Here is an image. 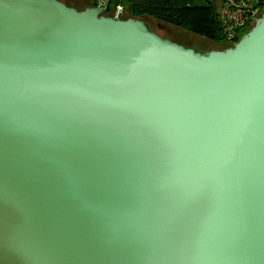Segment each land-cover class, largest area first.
Segmentation results:
<instances>
[{
    "label": "water",
    "instance_id": "1",
    "mask_svg": "<svg viewBox=\"0 0 264 264\" xmlns=\"http://www.w3.org/2000/svg\"><path fill=\"white\" fill-rule=\"evenodd\" d=\"M0 264H264V10L202 52L0 0Z\"/></svg>",
    "mask_w": 264,
    "mask_h": 264
},
{
    "label": "trees",
    "instance_id": "2",
    "mask_svg": "<svg viewBox=\"0 0 264 264\" xmlns=\"http://www.w3.org/2000/svg\"><path fill=\"white\" fill-rule=\"evenodd\" d=\"M62 1L68 4L66 1ZM202 1L203 3L200 4H191L188 0H108L107 13L112 15L115 12V6L121 5L124 16L149 17L162 23L186 29L205 39L215 42L225 41L217 18L220 0ZM96 3L97 0H93L89 5ZM246 29H243L239 36ZM229 44L230 42L223 47Z\"/></svg>",
    "mask_w": 264,
    "mask_h": 264
},
{
    "label": "built area",
    "instance_id": "3",
    "mask_svg": "<svg viewBox=\"0 0 264 264\" xmlns=\"http://www.w3.org/2000/svg\"><path fill=\"white\" fill-rule=\"evenodd\" d=\"M97 5L108 8V0H97ZM263 10L264 0H220L217 18L223 39L228 43L235 41ZM115 13H123L121 5L115 6Z\"/></svg>",
    "mask_w": 264,
    "mask_h": 264
},
{
    "label": "rangeland",
    "instance_id": "4",
    "mask_svg": "<svg viewBox=\"0 0 264 264\" xmlns=\"http://www.w3.org/2000/svg\"><path fill=\"white\" fill-rule=\"evenodd\" d=\"M64 1H66L71 6H74L75 8L82 9L85 6H89V4H91L93 0H64ZM188 1H190L191 4H200L201 2L203 3L202 0H188ZM141 18L144 19L145 23L149 26V28H151L153 31L157 32L158 34L160 35L162 34V36L168 39L179 41V43L190 46L197 51L204 52L206 50L213 48H222L223 46L228 44V42L226 41L215 42L209 39L199 37L186 29L169 25L166 23H162L149 17H141Z\"/></svg>",
    "mask_w": 264,
    "mask_h": 264
},
{
    "label": "flooded vegetation",
    "instance_id": "5",
    "mask_svg": "<svg viewBox=\"0 0 264 264\" xmlns=\"http://www.w3.org/2000/svg\"><path fill=\"white\" fill-rule=\"evenodd\" d=\"M162 35V34H161ZM176 42H179V41H176Z\"/></svg>",
    "mask_w": 264,
    "mask_h": 264
}]
</instances>
